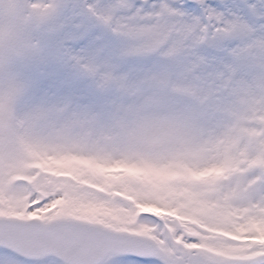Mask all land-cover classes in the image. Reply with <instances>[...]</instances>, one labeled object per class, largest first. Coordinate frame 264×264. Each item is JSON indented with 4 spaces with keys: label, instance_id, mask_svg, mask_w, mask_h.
I'll return each mask as SVG.
<instances>
[{
    "label": "snow or ice",
    "instance_id": "obj_1",
    "mask_svg": "<svg viewBox=\"0 0 264 264\" xmlns=\"http://www.w3.org/2000/svg\"><path fill=\"white\" fill-rule=\"evenodd\" d=\"M89 11L125 55L171 63L140 104L90 113L17 106L52 83L43 61L2 76L0 264H264V0ZM172 73L191 78L199 120L168 94ZM237 140L246 158L224 151Z\"/></svg>",
    "mask_w": 264,
    "mask_h": 264
},
{
    "label": "rangeland",
    "instance_id": "obj_2",
    "mask_svg": "<svg viewBox=\"0 0 264 264\" xmlns=\"http://www.w3.org/2000/svg\"><path fill=\"white\" fill-rule=\"evenodd\" d=\"M57 1L18 0L26 7L21 9L17 27L8 35L0 34V76L15 66L19 78L27 80L24 69L43 61L41 71L52 78V83L41 92L30 93L29 97L21 96L16 101L17 106L21 110L27 106H66L74 113H90L102 103L110 107L140 104L138 87H142L145 92L150 91L146 79L159 65L171 62L161 60L156 55L144 57L124 54L125 41L104 27L89 11V5L111 0H81L84 6L82 11L79 1H76L72 6L71 17L66 19V29L62 28L56 34V24L61 15L53 14L44 18L43 14H52ZM152 2L148 0L149 4ZM169 2L177 3L178 0ZM210 2L215 3L217 0ZM226 2L240 3L241 0ZM135 3L140 4L141 0H135ZM28 9L32 10V15L24 14ZM75 17H78L76 23L73 22ZM58 35L65 37V43L58 41H61ZM143 73L145 75L136 80L131 78ZM191 83L190 77L172 73L167 92L170 95L179 93L176 96L178 110L199 120L193 97L190 92L182 91ZM215 139L206 131L200 142L212 150ZM224 151L235 152L237 158H246L247 145L237 140L236 144L225 145Z\"/></svg>",
    "mask_w": 264,
    "mask_h": 264
},
{
    "label": "clouds",
    "instance_id": "obj_3",
    "mask_svg": "<svg viewBox=\"0 0 264 264\" xmlns=\"http://www.w3.org/2000/svg\"><path fill=\"white\" fill-rule=\"evenodd\" d=\"M16 0H0V34L8 35L10 34L18 25L20 17L22 15L21 9L25 8ZM27 15H32V10L28 9ZM145 75V73L140 75H133L131 78L133 80L138 79L140 76ZM2 76H0V83H2Z\"/></svg>",
    "mask_w": 264,
    "mask_h": 264
}]
</instances>
